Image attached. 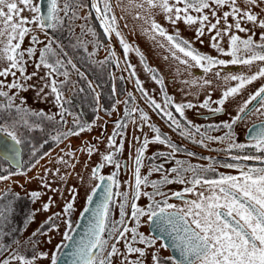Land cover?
<instances>
[{"label":"snow or ice","instance_id":"obj_1","mask_svg":"<svg viewBox=\"0 0 264 264\" xmlns=\"http://www.w3.org/2000/svg\"><path fill=\"white\" fill-rule=\"evenodd\" d=\"M120 2L121 0H117V6L120 5ZM242 3L245 6L244 8L240 7L238 0H140L139 3L136 0H128V7L121 10L130 11L132 8H140L150 11L153 8H159L164 14L166 22L172 25H175L178 21H183L187 26L198 24L199 27L195 30V38L197 40H200L205 34V28H207L208 33L214 31L215 35L211 36V47L220 56L230 57L229 60L219 59L199 52L193 47L192 41L186 40L179 35L178 30L174 34H168L165 28L158 24L151 16L142 17L137 12L134 17L144 19L145 23L149 25L143 32L150 39H155L159 36L167 42V50L180 64L186 65L188 68L198 67L207 75L212 69L218 67L223 69L231 65L250 68L256 62H264V31L261 32L259 41H256L253 39L256 33L252 31V34L249 35L248 33L251 30L241 26L242 23H251L253 28L259 27L264 30V19L258 20V16L253 14L251 10L253 7L264 5V0H242ZM145 4L147 8L144 7ZM225 7L229 10L224 11L221 16H218L217 12ZM83 8H90V11L95 12L105 35L115 33L123 49L125 61H127L129 51L132 48L123 39L118 30L117 17L114 14L111 0H89L87 3L85 0H64L62 6L59 5L58 0H47L46 14L42 11L41 4L34 2V0H0V38H2L3 42V47H0V60H4L8 64L7 68L0 70V77H7L8 75L15 77L16 72L13 69L20 73V78L25 82L36 75V73H33L31 76L25 75V52L19 51L25 36L32 31L28 25H35L37 29L42 31L47 29L54 30L63 25L66 17L70 20L79 18L78 10ZM205 10L208 11L206 12ZM24 11L30 12L32 14L31 18L23 16L22 13ZM260 11L264 12V8H261ZM192 12L198 15L193 16L190 14ZM61 13H63V16H61ZM209 13L211 18L215 20L214 23L210 19ZM120 18L123 19V17ZM229 18L234 23L230 24L228 22ZM221 21H223L222 28L218 27ZM233 29L235 32L244 33L246 38L234 34ZM45 35H47V32H45ZM224 37H228L227 50L220 43ZM14 41L16 42L13 43ZM30 43L34 45L43 42L36 35H32ZM53 43L55 41L49 38L48 42L39 49L36 68L39 69L43 66L46 69H50V72L45 77L40 78L41 80L47 81L51 79L52 74L56 73L59 67L63 66V62L60 59H54L58 54L52 47ZM158 43L160 42L158 41ZM200 43H203V40H200ZM160 46L165 47L163 43H160ZM36 51V48L30 46L26 49V54L31 58ZM135 52L140 58L144 70L152 72L151 79L159 85L163 103H157L155 99L149 97L138 78L136 79L137 90L140 91L141 97L153 109L167 119L169 126L177 131L180 137L193 141L198 145H204L209 142H226V150L229 152L233 150L243 152L247 148L254 149L258 155H237L233 156L232 159L236 161H254L258 166H247L239 163L223 164L222 166L225 168L237 170L239 175L218 174L217 176L210 177L209 173L214 172L215 163H210L208 167H203L182 160H174L175 166L170 169L164 168L163 164L150 168L148 175H151L152 172H158L161 175L160 180L150 181L148 176H141V166L145 158L144 153L150 144L166 146L170 149V152L167 156L162 152L156 153L154 156L149 157V160L161 158L167 162L178 153H182L183 150L165 134H162L161 130L155 125L148 124L149 118L143 111L138 108L126 107V117H131L134 112H138L140 121L147 124L150 131L154 134L152 139L145 137L142 144L135 149V183L132 190V200H139L141 195H143L147 197L150 203L145 208H141L135 202H132L130 204L132 220L139 227L140 218L146 216L157 227H161L163 233H167L173 237L172 247L179 252V259H173L171 256L168 257L171 264H264V125L253 126L252 129H249V143L247 144L237 143L231 131L233 125L238 120L243 119V115L247 114L248 105L253 100H257L258 97L260 98V107L254 109L256 112H261L264 109V86H261L254 94L249 96L231 123L223 122L222 125L216 126L229 130L223 136L210 135V131L216 130L215 127L204 128L202 130L201 126L192 123L185 116V110L194 107L207 109L212 114L220 113L228 97L238 94L247 84H251L257 79L264 77V67H260L252 75H245L243 73L233 74L232 72L225 74L223 76L225 83L230 81L237 83L234 87H229L223 91L220 99L212 101V103L218 105L212 108L210 107V94L199 105H194L190 102L175 103L170 96L164 93V82L158 70L148 68L139 49H135ZM177 53L182 55L178 56ZM109 55L114 56L115 52L110 51ZM68 63L71 64V61H68ZM117 64H119V61H117ZM127 68L131 70L130 75L134 77L135 71L133 66L129 63L127 64ZM61 74L65 78L68 76L67 72ZM215 76L220 78V71L215 72ZM197 80H202L199 87L211 84V81L202 77H196L191 82L193 86L197 85ZM66 82L67 80L62 82V84ZM5 87L9 90L16 89L17 93L27 91L28 88L36 89V85H27L25 87L17 79H13L8 84L0 81V89ZM49 87L51 93L55 94L57 104H60L63 98L62 92L57 87L56 80L54 79H51L50 85L45 83L43 87L37 90V97L39 98L41 93L44 92V88ZM0 98H4L6 101L5 103H0V113L7 112L10 114L14 110L17 116H19V119H13L11 123L0 124V135L5 136L11 141L9 145L0 146V158L15 167L16 171L12 175L22 174L20 171L22 167L20 146L23 140L17 134V127L32 128L33 125L30 124L27 117H36L38 120L47 119L50 122L55 117L46 115L43 111L32 112L28 108L22 107V105L26 104V100L23 98H21L20 105H16L14 103L15 97L9 96L6 91L0 90ZM129 101L134 103L131 94H129V99L124 102L125 105H128ZM169 109H174L175 113L179 115V119ZM59 115L61 119L58 123L65 124L63 110ZM133 123L135 124V121ZM39 126V124L35 125V127ZM124 127H126L125 124L116 123L112 136L108 138V146L110 148L115 147V136L122 135L119 130ZM86 129L87 126L80 124L74 117V126L67 131L57 129L53 139L60 142L70 136H78ZM133 139L138 140L137 137ZM122 148L123 141H121L119 147H115V153L103 155L102 161L108 164H115L119 168L121 165L114 159V156ZM94 149L95 145H88L87 154L91 156ZM32 155L35 156L36 152L33 151ZM66 155L72 156V153L68 152ZM187 155L194 157L195 153L187 152ZM59 162L67 163L63 160ZM103 166V164H98L92 168V178L99 179L100 181L107 179L109 181L107 187L104 188L105 197L103 202L93 210L94 223L87 234V241H81L75 246L73 252L75 260L73 264H113V257L120 255H123L120 264H143L141 258L145 256V251L132 245L138 242L147 248H151L154 246L155 238H146L137 232V227L129 228L126 225V205L129 198L127 192L122 194V200L117 206L119 219L109 220L112 196L121 194L112 192L113 185L119 187L114 179L116 176L115 172L108 177L99 175L100 168ZM0 172H6V170L0 168ZM170 175L172 178H169ZM9 178L8 174H0V181ZM173 183L182 184L185 187L180 191L171 192L170 195L161 190L162 186ZM141 186L151 187L152 192L141 193ZM41 187L50 189V185L47 183H42ZM96 187L99 188L100 185L97 184ZM2 195L0 194V196ZM29 195L33 203L40 198V192L38 191H33ZM189 195L194 196L195 199H188ZM157 197H160V199H157ZM16 199H19V196ZM74 199L75 197H73ZM87 199L91 202L92 196L89 195ZM169 199L180 200L183 207H177L174 204L168 203ZM50 206L51 197H49V203H44L41 210L48 212ZM72 208V202L66 203L62 213H54L48 217L44 224L48 225L49 230H54L56 227L54 223L55 219L61 215L66 216L70 214ZM8 211L10 210L0 208V220L6 218ZM84 211L87 212L89 209L85 208ZM35 215L36 212L29 213L26 217V222L31 223ZM64 222L68 224L67 220ZM44 224L32 234L33 237L38 234H47L42 231ZM128 232H131L130 241L126 236ZM113 238L115 239V243L111 242ZM64 239H70L67 233L64 234ZM121 239L125 241V251L123 254L120 253L117 247ZM60 247L61 245H58L57 249ZM161 247H164V245H161ZM0 251H8V249L5 246ZM133 254H138L137 259L129 260L128 256ZM45 258L50 259V264H58L56 251L50 257H46L44 253L34 252L31 259L23 254L11 253L8 259L0 260V264H13V261H18L19 264H35L36 259ZM152 260L153 264H161L155 253L152 254Z\"/></svg>","mask_w":264,"mask_h":264},{"label":"flooded vegetation","instance_id":"obj_2","mask_svg":"<svg viewBox=\"0 0 264 264\" xmlns=\"http://www.w3.org/2000/svg\"><path fill=\"white\" fill-rule=\"evenodd\" d=\"M34 2H38V0H34ZM63 2L64 0H58L60 6L63 5ZM85 2L87 3L89 0H85ZM136 2L139 3L140 0H136ZM111 4L113 10H121L122 8L128 7V0H121L119 6H117V0H111ZM144 7L147 8V5L145 4ZM256 8L258 10V20L264 19V12L260 11V5ZM123 14L124 17H126V11H123ZM61 16H63V13H61ZM78 16L79 18L74 20H70L66 17L63 25L54 30L47 29L42 31L37 29L35 25H29L32 31L25 36L19 51L25 52V75L31 76L33 73H36V75L32 76L30 80L25 82L20 78V73L13 69V71L16 72V75L15 77L8 75V81L6 83L3 81V77H0V81H3L4 84L11 83L13 79H17L21 84H24L25 87H27V85H36L35 90L28 88L27 91H20L18 93L16 89L9 90L6 87L0 90L8 92L9 96H14V103L16 105H20L21 98H23L26 100V104L22 105V107H26L32 112L43 111L46 115L55 117L51 122L47 119L38 120L36 117H27L33 127H27L26 129L17 127V134L23 140V143L20 146L22 164L20 171L22 174L12 175L16 169L7 161L0 158V167L2 169H8V172H0V174H8L10 177L9 179L2 181L0 184V194H3L0 196V208L10 210L6 213V218L0 220V249L5 246L8 249V251H0V260L8 259L11 253L23 254L31 259L33 253H37V251H39V253H44L46 257H50L54 248L56 249L58 245H62L57 253V256L59 257L69 239L59 241L58 244H56V240L59 238L58 233L64 231L69 237L72 234L79 217L88 203V196L92 194L93 189L97 188L96 185L101 182L99 179L92 178V168L98 164L104 165L100 168L99 175L108 177L112 175L113 172L116 173L114 179L119 187L113 185L112 192L121 194L112 196L110 201L111 211L109 214V220L119 219V210L117 206L122 200V194L127 192L129 198L126 205V225L129 228L137 227L135 221L132 220L130 215V204L135 202L138 207L145 208L150 201L143 195H141L139 200H132V190L135 183V149L142 144L145 137L152 139L154 134L150 131L147 124L140 121L138 112H134L131 117H126V107L138 108L143 111L149 118L148 124L155 125L161 130L162 134H165L172 142L177 144L183 150L182 153H178L174 158L167 162L161 158L149 160L148 158L154 156L156 153L162 152L167 156L170 152V149L166 146L150 144L144 153L145 158L141 166V176H148L150 181H158L161 179V175L158 172H152L151 175H148L150 168L163 164L164 168L170 169L175 166L174 160H182L203 167H208L210 163H215L214 172L209 173L210 177L217 176L218 174L239 175L237 170L225 168L222 166L223 164L239 163L247 166L256 165V162L254 161H236L232 159L233 156L237 155H258L254 149L247 148L243 152L238 150L229 152L226 150V142H209L204 145H198L193 141L180 137L178 132L169 126L167 119L162 117L158 111L153 109L145 99L141 97V93L136 87V81L134 80V77L130 75L136 94L131 91L129 85L130 81L126 79L125 75H122V68L116 64L114 56L109 55V52L113 51V48L116 46L114 43H116L119 52H121L124 57L123 49L119 45V40L116 38L115 33L105 35L104 30L100 27V21L96 18L95 12L90 11V8L78 10ZM158 24L161 25V23ZM163 28H165L168 34H174V32L178 30L179 35L182 38L192 41L193 47L203 54L210 55L215 51L211 47V34H204L200 38V40H203V43H200V40L195 38V27L190 30H184L180 28L179 25L175 24ZM98 30H102V36L105 39L104 42H102L100 35L96 33ZM37 31H40L41 33H37ZM252 31L256 33L254 37L259 39L261 32L264 30L256 27L253 28ZM45 32H47V35H45ZM32 35H36L43 43L31 44L30 37ZM121 36L125 37L124 34H121ZM49 38L55 41V43L52 44V47L58 55L54 59L58 58L63 62V66L59 67L58 71L51 76V79L56 80L57 87L62 92L63 98L60 104H57L55 94L51 93L50 87L44 88V92L41 93L39 98L37 97V90L40 87H43L45 83H48L49 85L51 84V79L47 81L40 79L41 77H45L46 74L50 72V69H46L43 66L39 69L36 68L39 49L48 42ZM223 40H225V38L220 42H223ZM158 41L163 43L167 49V42L157 36L156 45L151 44L148 41H145L142 44L144 49L142 50V56L144 57V63L149 69L157 70L160 68L153 64L155 59L160 62L161 65L165 63L169 69H173L175 76L166 75L165 73L160 74V76L164 82V93L170 96L175 103L190 102L194 105H199L208 98L209 94L211 95V89H214L212 93L215 95L210 99V107H217L218 105L212 103V101L218 100V92L215 91L225 86L223 76L228 72L238 73L244 70L245 67L231 65L223 69L218 67L212 69L211 72L205 75L200 68H188L186 65L180 64L178 60L173 58V56H171L173 62L167 60L164 55L170 56L168 55L170 52L168 50H165V52L160 51V43H158ZM57 45H59V47H57ZM30 46L37 49L36 53L31 58L26 54V49ZM101 54L104 58L103 61H101ZM177 55L181 56L182 54L177 53ZM68 61H71V64H69ZM125 63L126 69L128 70V62L125 61ZM1 67L3 66H0V68ZM253 67L257 69L264 67V62H256L253 64ZM141 69L143 74L141 83L142 87H145V91L148 93L149 97L155 99L157 103H163L160 87L151 79L152 72H146L144 66H142ZM181 70H184L185 72L181 74ZM217 71H220L221 73L220 82L223 84L218 83L220 79L215 76V72ZM63 72L68 73L67 78L61 74ZM196 77H202L203 79L211 81V84L199 87L202 80H197V85L193 86L191 82ZM187 78L190 81H188ZM65 80H67V82L62 84ZM261 83H257L251 87L248 90L249 92L247 95L244 94L243 96L242 93L239 102L234 104H241V106H239L240 109L250 95L254 94L261 86H264V83L262 85ZM201 88H205V90L208 89V91L206 93L199 91L198 93L197 90ZM190 91L192 96H189ZM184 92H187V94ZM129 94H131L134 103L129 101V104L125 105L124 102L129 99ZM5 102L4 98H0V103ZM251 104H249L248 107ZM40 105H43V107ZM60 105H62V108ZM224 106H226V103L222 106V111L218 114H212L207 109L194 107L185 110V116L188 120L192 121V123L201 126L202 130L204 128L215 127L216 130L210 131V135L223 136L229 130L216 126L222 125L223 122L231 123L232 119L235 118L239 112L238 111L234 117L233 110L228 113ZM258 107H260L259 102L251 109V111L247 112L246 115H243V119L238 120L237 123L233 125L231 131L237 143H249V138L246 136L248 128L256 123L264 122V109H262L261 112H256L254 109ZM62 110L65 114V124L58 123L61 119L59 113ZM169 110L173 111V114L179 119V115L175 113L174 109ZM74 117L83 125H88L92 122L95 123L93 128L95 130L86 136L83 131L78 136H70L60 142L55 141L53 137L56 135V130L60 129L61 131H67L72 128L74 126ZM11 118L19 119V116H17L15 112L12 115L7 112L0 113V124L7 123V120H12ZM133 121H135V124ZM117 122L126 125V127L119 130L122 135L115 136V147H119L121 141H123L122 150L114 156V159L121 165L119 168H117L115 164H108L101 159L102 153L104 152L105 155L115 153V147L110 148L108 146V138L112 136ZM36 124H39L40 126L35 127ZM134 137H137L138 140H134ZM26 143H29V145ZM86 144L95 145V149L91 155L94 157V160L91 163L89 162V165L87 164L85 168H79L80 176L72 178L70 177L71 175L75 177L74 171H68V160H70L69 157L71 156L66 155V153L71 152L72 155L75 154L79 157L80 152H84ZM33 151L36 152L35 156L32 155ZM187 152L195 153V156L190 157L187 155ZM55 159L58 160V162L54 164ZM61 160L66 161L67 163H60L59 161ZM70 164L72 166L74 163L71 162ZM77 164H79V162H77ZM71 169H73V167H71ZM53 171L55 173L56 181H54V178L52 177ZM45 173H47V175H45ZM86 176H89L87 184L83 183ZM169 178H172V176L170 175ZM42 183L49 184L50 189L41 187ZM14 186L17 187L19 191L18 193H13L11 190ZM183 187H185V185L173 183L162 186L161 190L170 195L171 192L180 191ZM33 191L40 192V198L36 200L35 203L32 202L29 195ZM143 192H152V189L151 187L141 186V193ZM17 196H19V199H16ZM49 197H51V206L48 212H43L41 210L42 206L44 203H49ZM73 197H75L74 200ZM187 198L195 199V197L191 195ZM157 199H160V197H157ZM68 202L73 203V208L70 214L57 217L54 222L56 226L55 229L49 230L48 225L44 224V222L54 213H62L64 205ZM168 203L174 204L177 207H183L182 202L177 199H169ZM31 212H36V215L31 223H27L26 217ZM65 220L68 221V224H65ZM149 222L150 221L146 216L141 217L137 232L144 235L146 238H155L149 230ZM42 224H44L42 231L47 234H38L33 237L32 234L36 232ZM126 236L130 241L131 232L126 233ZM166 237L167 239L173 238L168 234ZM33 241H35V243H33ZM111 242L115 243V239L113 238ZM124 243V239H121L120 243L117 245L121 254L125 251ZM161 245H164V247H161ZM132 246L141 248L145 251V256L141 258L143 264H153V253L158 257L161 264H171V261L168 260V257L170 256L175 259L170 254V251L164 242L157 238L154 239V246L151 248H147L145 245L138 242ZM137 255L138 254L130 255L128 256V259L135 260L137 259ZM117 257L123 259V255ZM13 264H19V262L13 261Z\"/></svg>","mask_w":264,"mask_h":264},{"label":"rangeland","instance_id":"obj_3","mask_svg":"<svg viewBox=\"0 0 264 264\" xmlns=\"http://www.w3.org/2000/svg\"><path fill=\"white\" fill-rule=\"evenodd\" d=\"M238 4L240 5L241 8H244L245 7L243 5V3H242V0H238ZM261 8H264V5H260V9ZM228 10L229 9L227 7L223 8V9H220L217 12V15L218 16H221L224 11H228ZM251 10H252L253 14H255V15L258 14V10H257L256 7H253ZM205 11L207 12L208 10H205ZM137 12H139L142 17L151 16L152 18L155 19V21L157 23H161V26L162 27H167V26L172 25V24L166 22L165 16L160 11L159 8H154V9H152L150 11H145V10H141V9H131L130 11H126V17H124V14H123V11L122 10H120V9L114 10V14H115V16L118 19V23H117L118 30L120 31L121 34H124L125 35V37H123V39L132 48V50L129 51V54H128V57H127V62H128V64L130 63L133 66V69L135 71L134 80L136 81V79L138 78L140 80V82L142 83V77H143L142 69H141L142 68V64L140 62V58L136 55L135 49H139V52L142 55V50H144L142 44L145 41H148L151 44H155L156 45L157 44V37L155 39H150L148 35H145L144 34L143 30L146 29V28H148L149 25L145 23V20L144 19L134 18L136 16V13ZM190 14L193 15V16H197L198 15L197 13H194V12H192ZM22 15L25 16V17H28V18H31V16H32V14L30 12H28V11H24L22 13ZM209 16H210V19H212L210 13H209ZM120 17H123V19H121ZM212 22L214 23L215 20L212 19ZM228 22L230 24L231 23H234L231 20V18H229V21ZM176 24L179 25L180 28H182L184 30H190L191 28L193 29V27H195V29H196V28L199 27L198 24L192 25V26H187V25H185L183 23V21H178ZM241 26L250 29L251 31L248 34L251 35L252 29H253V25L251 23H247V24L242 23ZM28 27H29V25H28ZM218 27H221V28L223 27V21H221V24ZM233 32H234V34L240 35L242 38H246V36H245L244 33L235 32L234 29H233ZM37 33H41V32L40 31H37ZM205 34L215 35V32L213 31L212 33H208L207 28H205ZM224 38H225V40H223V42H220V43H221V46L223 48H225V50H227L228 37H224ZM253 39L256 40V41H259V39H256L255 37H253ZM13 43H15V41ZM114 45H116L113 48V51L115 52L114 58H115L116 64H117V61H119V64H117V65L120 68H122V75L123 76L125 75L126 76V79L131 82V91L134 94H136V92H135V90L133 88L134 86L132 84L131 77H130V71L131 70H129V69L127 70L126 69L125 59L122 56V53L119 52L117 44L114 43ZM119 45H120V43H119ZM0 46L3 47L2 38H0ZM165 50H167L166 49V46L165 47H161L160 46V51L165 52ZM168 55H170V56H167V55H164V56H166L167 60H169L170 62H173L172 57H171L172 55L170 53H168ZM210 55L213 56V57L219 58V59H224V60H229L230 59V57H227V56H220L216 51L212 52V54H210ZM102 56L103 55L101 54V61L104 60V58ZM153 64L156 67H160V68L157 69L158 72H159V74H164L165 73L166 75L175 76V73H174L173 69L172 68L169 69L168 66L165 63H163L161 65L160 62H158L155 59V61L153 62ZM27 65H29V64H27ZM0 66H3V67L0 68L2 70L4 68H7L8 67V64H7L6 61L0 60ZM258 70L259 69L255 68V67H253V65H251L250 68L245 66L244 67V70H242V71H240L238 73H243L245 75H252L253 73L257 72ZM183 72H185V71L184 70H181V74ZM238 73L236 72V73H233V74H238ZM7 78H8V76L5 77V78L3 77V81L5 83L8 81ZM115 80H116V78H115ZM188 81H190V80L188 79ZM220 81H221V79L218 81V83H222ZM236 83L237 82H235V81H230L228 83H225V86H223L220 89L216 90L215 92H218V94H217L218 99L221 98V95H222V92L223 91L227 90V88H229V87H234L236 85ZM257 83H261V85H262L264 83V77H261V78L257 79L256 81L252 82L251 84H247L244 88H242L240 90V92L238 94L233 95L231 97H228L229 99H227L225 101L226 106H224L227 109L228 113H230L233 110L234 117L236 116L237 112L239 111V106H241V104L236 105L234 103L239 102V98L242 97V93H243V96H244V94L247 95V93L249 92L248 90L251 87H253L255 84H257ZM261 85H259V86H261ZM143 89L145 90V87H143ZM199 91H202L203 93H206L208 91V89L205 90V88L204 89L201 88V89H198L197 90L198 93H199ZM213 91H214V89L213 90L211 89V98H213L214 95H215V94L213 95V93H212ZM184 93L187 94V92H184ZM189 96H192L191 95V91H190V95ZM43 105H40V106L43 107ZM86 126H87V129L84 131L85 132V136L91 134L95 130V129H93L94 126H95V123L92 122V123H90V124H88ZM87 146L88 145L86 144L85 145L84 152L83 151L80 152V156L79 157L76 156L75 154H73L71 157H69L70 160H68V162H69L68 171H74V173H75V177L73 175H71L70 177L76 178V177L80 176L79 168H85V166H87V164L89 165V162L91 163L94 160V157L93 156L86 155L87 154ZM103 155H105V152L102 153V156ZM56 162H58V160L55 159L54 160V164ZM71 162L74 163L72 166L70 164ZM77 162H79V164H77ZM71 167H73V169H71ZM87 173H89V172H87ZM52 177L54 178V181H56V177H55L54 171H53ZM87 179H89V176H86L84 178L83 183L87 184L88 183ZM1 183H2V181H0V184ZM11 190L13 191V193H18L19 192L16 186H14ZM37 217H38V214H37ZM64 234H65L64 231L63 232L60 231L58 233L59 238L56 240V242H57L56 244H58L59 241H65ZM60 248L59 249H57V248L55 249L54 248L53 252L56 251L58 253L59 250H60ZM120 248H122V247H120ZM118 249H119V247H118ZM37 253H39V251H37ZM120 256H122V255H120ZM121 260H122L121 257L115 256V257H113V264H120ZM36 264H50V259H48V258H45V259H36Z\"/></svg>","mask_w":264,"mask_h":264},{"label":"water","instance_id":"obj_4","mask_svg":"<svg viewBox=\"0 0 264 264\" xmlns=\"http://www.w3.org/2000/svg\"><path fill=\"white\" fill-rule=\"evenodd\" d=\"M38 2L42 6V11L46 14L47 12V0H38ZM129 85L131 87V82H129ZM259 97L257 100H254L252 104L248 107L246 112H249L258 102H259ZM264 125V122L256 123L248 128L247 131V138H249L248 133L249 129H252L253 126H260ZM11 144V141L8 140L5 136L0 135V146H6ZM20 159H21V148H20ZM9 163V162H8ZM10 164V163H9ZM14 167L13 165H11ZM15 168V167H14ZM109 181L105 179L104 181H101L99 183L100 187L95 188V191L92 192V201L87 203L85 208H88L89 211L85 212L83 210L81 216L79 217L72 234L70 235V239L68 243L65 245L63 250L61 251L59 257H58V264H73V261L75 260V257L73 255L75 246L79 244L81 241H87L88 239V232L91 229V226L94 223L93 220V210L97 208L98 205H100L105 197V192L104 188L107 187ZM149 230L150 232L154 235L155 238L161 240L164 242V244L167 246V248L170 251V254L175 258L179 259V252L174 250L172 247L173 244V238L167 239L166 235L167 233L162 232L161 227H157L155 224H153L151 221L149 222Z\"/></svg>","mask_w":264,"mask_h":264},{"label":"trees","instance_id":"obj_5","mask_svg":"<svg viewBox=\"0 0 264 264\" xmlns=\"http://www.w3.org/2000/svg\"><path fill=\"white\" fill-rule=\"evenodd\" d=\"M96 33H98L99 35H100V37L102 38V42H104L105 41V39H104V37L102 36V30L100 31V30H98ZM14 112L15 111H12L11 113H10V115H12V114H14ZM85 113H87V112H85ZM12 120L14 119V118H11ZM12 120H7V123H11L12 122ZM19 128H24V129H26L27 127H24V126H18ZM27 145H29V143H26ZM6 164V163H5ZM1 168V167H0ZM6 170V172H8V169L6 168L5 169ZM5 172V173H6Z\"/></svg>","mask_w":264,"mask_h":264}]
</instances>
